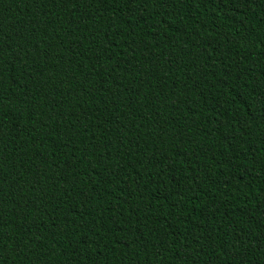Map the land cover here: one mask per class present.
Instances as JSON below:
<instances>
[{
  "label": "trees",
  "instance_id": "trees-1",
  "mask_svg": "<svg viewBox=\"0 0 264 264\" xmlns=\"http://www.w3.org/2000/svg\"><path fill=\"white\" fill-rule=\"evenodd\" d=\"M0 264H264V0H0Z\"/></svg>",
  "mask_w": 264,
  "mask_h": 264
},
{
  "label": "snow or ice",
  "instance_id": "snow-or-ice-1",
  "mask_svg": "<svg viewBox=\"0 0 264 264\" xmlns=\"http://www.w3.org/2000/svg\"><path fill=\"white\" fill-rule=\"evenodd\" d=\"M166 2V0H160V3H165Z\"/></svg>",
  "mask_w": 264,
  "mask_h": 264
}]
</instances>
